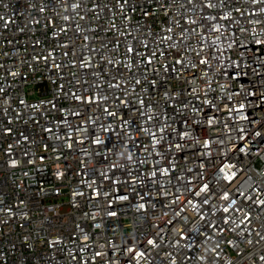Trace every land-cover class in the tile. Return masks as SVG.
<instances>
[{"label": "built area", "instance_id": "obj_1", "mask_svg": "<svg viewBox=\"0 0 264 264\" xmlns=\"http://www.w3.org/2000/svg\"><path fill=\"white\" fill-rule=\"evenodd\" d=\"M0 264H264V0H0Z\"/></svg>", "mask_w": 264, "mask_h": 264}, {"label": "snow or ice", "instance_id": "obj_2", "mask_svg": "<svg viewBox=\"0 0 264 264\" xmlns=\"http://www.w3.org/2000/svg\"><path fill=\"white\" fill-rule=\"evenodd\" d=\"M150 243H151V241H150Z\"/></svg>", "mask_w": 264, "mask_h": 264}]
</instances>
